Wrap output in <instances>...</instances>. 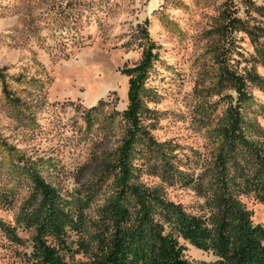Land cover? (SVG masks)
I'll use <instances>...</instances> for the list:
<instances>
[{
	"label": "trees",
	"instance_id": "1",
	"mask_svg": "<svg viewBox=\"0 0 264 264\" xmlns=\"http://www.w3.org/2000/svg\"><path fill=\"white\" fill-rule=\"evenodd\" d=\"M202 33L208 66L206 84L194 87L200 96L193 115L206 132L203 150L179 156L177 144L152 137L157 117L147 105L153 90L146 80L158 56L146 43L138 61L121 69L126 104L109 117L122 124L123 134L99 173L102 183L111 179L112 190L90 214L98 186L74 197L44 178L40 160L0 142L7 160L0 207L18 200L12 223L0 221V234L21 245L17 232L28 233L26 264H264V228L242 201L264 204V129L254 121L264 117V104L251 94L252 88L264 92V77L255 70L264 68V2L221 0ZM242 36L250 52H243ZM7 98L18 106L15 97ZM143 174L161 184L141 182ZM162 184L185 188L195 200L188 206L168 200ZM177 238L213 259L187 260Z\"/></svg>",
	"mask_w": 264,
	"mask_h": 264
},
{
	"label": "rangeland",
	"instance_id": "2",
	"mask_svg": "<svg viewBox=\"0 0 264 264\" xmlns=\"http://www.w3.org/2000/svg\"><path fill=\"white\" fill-rule=\"evenodd\" d=\"M220 2L0 0V142L29 160H40L44 178L74 197L98 186L90 214L112 190L111 179L102 183L99 173L123 134L122 124L109 117L126 104L127 77L121 69L137 62L150 42L158 57L146 80L153 90L147 105L157 117L149 131L156 141L177 144L179 156L189 148L203 150L207 139L193 115L200 96L194 87L206 84L201 82L208 66L202 31L211 25ZM239 43L244 53L251 51L244 36ZM255 70L264 77L263 67L255 65ZM7 94L18 100L17 107ZM251 94L264 104V92L252 88ZM97 100L101 106L88 111ZM254 121L264 129V117ZM6 161L0 149L1 180ZM139 180L161 184L151 174ZM162 191L184 206L195 200L176 185L162 184ZM242 201L252 221L264 228V204L250 197ZM17 204L1 206L0 221L11 224ZM17 235L24 240L21 245L0 234V264H26L28 233ZM177 241L187 260L213 259L188 241ZM73 258L84 259L80 254Z\"/></svg>",
	"mask_w": 264,
	"mask_h": 264
}]
</instances>
